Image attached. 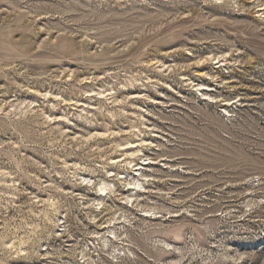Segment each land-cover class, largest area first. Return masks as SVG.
<instances>
[{
    "label": "rangeland",
    "instance_id": "1",
    "mask_svg": "<svg viewBox=\"0 0 264 264\" xmlns=\"http://www.w3.org/2000/svg\"><path fill=\"white\" fill-rule=\"evenodd\" d=\"M85 254L264 264V0H0V264Z\"/></svg>",
    "mask_w": 264,
    "mask_h": 264
},
{
    "label": "bare ground",
    "instance_id": "2",
    "mask_svg": "<svg viewBox=\"0 0 264 264\" xmlns=\"http://www.w3.org/2000/svg\"><path fill=\"white\" fill-rule=\"evenodd\" d=\"M203 95H206L205 93H203ZM139 170V169H138ZM138 175V174H137ZM144 177H148V175H143V178ZM120 180V179H119ZM121 182H122V180H121ZM130 184V186H132V187H130V189H133V190H136V194H133L132 196H129L128 197V200H130V201H132L133 199H136V201L138 202L139 201V198H141L142 196H143V194H145L146 193V189L143 191V189L145 188L144 186H143V184H140L139 183V181L138 180H136L135 182H132V183H128V185ZM113 185V181H111V182H109V183H107L106 181H104L103 182V184L102 185H100V187H99V190H100V192H102L103 194H106V195H108V194H112L113 192H114V188H115V186L116 185H114V187L112 186ZM116 193V192H115ZM102 195V194H101ZM131 203V202H130ZM104 204V203H103ZM106 207V204L104 205V208ZM127 215V214H126ZM149 217V215L148 216H146V218H148ZM128 221V220H127ZM112 226V225H111ZM114 228H115V226L114 227H112V229L111 230H114ZM110 233V232H109ZM113 237V236H112ZM111 238V237H110ZM115 239V238H114ZM105 241H107V240H105ZM109 241V240H108ZM108 242H106V244H107ZM89 255V254H88ZM88 255H86L85 254V259H87L86 257H88ZM119 255V254H118ZM120 256V255H119ZM123 256V255H122ZM120 258H121V256H120ZM118 259V258H117ZM87 261H90V264H93L94 263V259H91V257H89L88 259H87ZM118 261L119 260H117V263H118ZM110 264H114L113 263V261L112 262H110Z\"/></svg>",
    "mask_w": 264,
    "mask_h": 264
}]
</instances>
